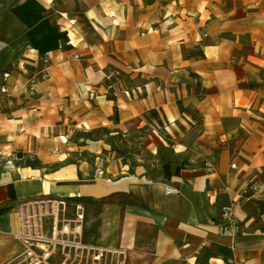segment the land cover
I'll return each instance as SVG.
<instances>
[{"label":"crops","instance_id":"0c3cea01","mask_svg":"<svg viewBox=\"0 0 264 264\" xmlns=\"http://www.w3.org/2000/svg\"><path fill=\"white\" fill-rule=\"evenodd\" d=\"M46 4L50 47L0 75V264H24L15 207L44 197L66 199L68 218L79 204L81 242L124 249V264H264V0ZM135 122L188 163L112 180L123 171L100 162L93 178L106 147L93 133ZM228 203L233 237L219 232Z\"/></svg>","mask_w":264,"mask_h":264},{"label":"rangeland","instance_id":"374dc122","mask_svg":"<svg viewBox=\"0 0 264 264\" xmlns=\"http://www.w3.org/2000/svg\"><path fill=\"white\" fill-rule=\"evenodd\" d=\"M55 29L46 0H0V75L4 83L12 77L10 75L26 73L36 66L32 61L39 62V56L50 47ZM93 137L106 144L98 161L104 167L113 162L112 165H118L119 171H123L112 180L136 172L155 180L161 176L163 163H168L169 167L188 163L175 159L171 143L162 141L149 123L135 122L127 131L99 129ZM6 161L3 165L9 166ZM29 162L38 164L33 160Z\"/></svg>","mask_w":264,"mask_h":264},{"label":"built area","instance_id":"2783aa9c","mask_svg":"<svg viewBox=\"0 0 264 264\" xmlns=\"http://www.w3.org/2000/svg\"><path fill=\"white\" fill-rule=\"evenodd\" d=\"M6 163L11 165V160ZM234 168L235 164L232 163ZM93 178L103 175L100 161L94 166ZM167 194H175L174 187L166 188ZM68 201L64 198L44 197L19 203L15 207L18 230L14 234L21 243L20 262L24 264H53L51 257L58 254L54 264H124V249H110L82 243L76 226L82 219V208L73 206V217L66 216ZM235 204L228 203L221 209L219 232L233 237L239 233L234 214Z\"/></svg>","mask_w":264,"mask_h":264},{"label":"trees","instance_id":"16d2710c","mask_svg":"<svg viewBox=\"0 0 264 264\" xmlns=\"http://www.w3.org/2000/svg\"><path fill=\"white\" fill-rule=\"evenodd\" d=\"M17 156L18 157H20L21 156V153H17ZM168 168V164H163L162 165V169H163V176L164 177H166V176H169L170 175V171L167 169ZM179 168H181V167H179V166H176L175 167V170H174V174H176L177 173V171L179 170Z\"/></svg>","mask_w":264,"mask_h":264},{"label":"bare ground","instance_id":"6f19581e","mask_svg":"<svg viewBox=\"0 0 264 264\" xmlns=\"http://www.w3.org/2000/svg\"><path fill=\"white\" fill-rule=\"evenodd\" d=\"M105 180H107V179H105ZM107 181H109V179H108ZM109 182H110V181H109Z\"/></svg>","mask_w":264,"mask_h":264}]
</instances>
